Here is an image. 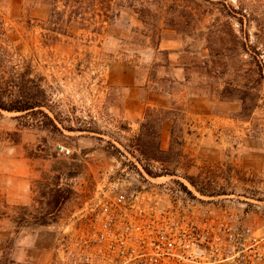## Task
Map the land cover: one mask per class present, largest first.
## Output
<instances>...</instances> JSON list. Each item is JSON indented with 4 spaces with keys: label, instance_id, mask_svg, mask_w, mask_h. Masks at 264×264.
Instances as JSON below:
<instances>
[{
    "label": "rangeland",
    "instance_id": "rangeland-1",
    "mask_svg": "<svg viewBox=\"0 0 264 264\" xmlns=\"http://www.w3.org/2000/svg\"><path fill=\"white\" fill-rule=\"evenodd\" d=\"M0 76L44 99L0 110V264H85L72 226L126 167L264 217V0H0Z\"/></svg>",
    "mask_w": 264,
    "mask_h": 264
},
{
    "label": "built area",
    "instance_id": "built-area-1",
    "mask_svg": "<svg viewBox=\"0 0 264 264\" xmlns=\"http://www.w3.org/2000/svg\"><path fill=\"white\" fill-rule=\"evenodd\" d=\"M123 172L99 185L72 226L76 261L264 264V217L253 199L202 195L188 184L170 187L127 167Z\"/></svg>",
    "mask_w": 264,
    "mask_h": 264
},
{
    "label": "trees",
    "instance_id": "trees-1",
    "mask_svg": "<svg viewBox=\"0 0 264 264\" xmlns=\"http://www.w3.org/2000/svg\"><path fill=\"white\" fill-rule=\"evenodd\" d=\"M43 104L44 99H41V97L37 95V92L20 87V85L15 83L12 84L9 80L0 76V110L8 112H27L19 116L24 117L31 111L36 112L35 109L43 106ZM39 112L42 113V116L47 121H49L53 128L58 129L52 116L41 110ZM191 180H193V184H195L202 193L206 192L205 188L200 186L198 181L195 179Z\"/></svg>",
    "mask_w": 264,
    "mask_h": 264
}]
</instances>
